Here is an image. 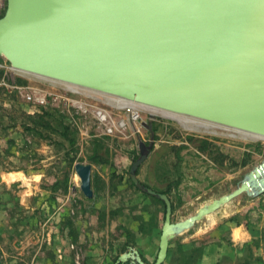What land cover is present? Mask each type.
<instances>
[{
	"label": "rangeland",
	"instance_id": "1",
	"mask_svg": "<svg viewBox=\"0 0 264 264\" xmlns=\"http://www.w3.org/2000/svg\"><path fill=\"white\" fill-rule=\"evenodd\" d=\"M5 9L6 0H0V17ZM26 93L47 102L28 100ZM106 96L14 69L0 55V264H114L132 250L145 263L154 262L138 245L151 206L130 181L140 142L153 143L137 169L140 184L160 191L177 182L169 192L173 222L243 184L234 199L243 214L262 216L264 138L187 115L180 122L141 104L138 121L106 134L94 119V106L126 117ZM95 153L108 164L92 160ZM76 163L90 164V198L80 188ZM256 169L259 175L250 180ZM159 210L163 222L162 203ZM208 216L191 231L207 228Z\"/></svg>",
	"mask_w": 264,
	"mask_h": 264
},
{
	"label": "water",
	"instance_id": "2",
	"mask_svg": "<svg viewBox=\"0 0 264 264\" xmlns=\"http://www.w3.org/2000/svg\"><path fill=\"white\" fill-rule=\"evenodd\" d=\"M0 55L20 71L264 136V0H6ZM152 147L139 143L134 184ZM74 168L91 197L90 164ZM245 187L172 222L170 198L140 185L165 208L151 264L163 263L177 232ZM128 258L147 264L136 250L114 264Z\"/></svg>",
	"mask_w": 264,
	"mask_h": 264
},
{
	"label": "crops",
	"instance_id": "3",
	"mask_svg": "<svg viewBox=\"0 0 264 264\" xmlns=\"http://www.w3.org/2000/svg\"><path fill=\"white\" fill-rule=\"evenodd\" d=\"M211 164L218 168L213 162ZM144 199L150 204L151 213L149 218L142 219L143 228L138 245L144 249L141 251L144 257L149 259L156 258L163 222L159 219L160 201L148 195H144ZM218 210V214H215L216 210L214 214H207V228L191 231L192 224L177 232L169 240L162 264H264V211L261 217L251 218L249 213L243 214V208L234 198ZM146 226L147 229L143 231ZM202 237L206 238L204 242L199 241Z\"/></svg>",
	"mask_w": 264,
	"mask_h": 264
},
{
	"label": "built area",
	"instance_id": "4",
	"mask_svg": "<svg viewBox=\"0 0 264 264\" xmlns=\"http://www.w3.org/2000/svg\"><path fill=\"white\" fill-rule=\"evenodd\" d=\"M69 85L76 87L71 84ZM71 89H74V88H71ZM24 95L28 100L33 99L41 104H45L47 102L45 96H42V95L38 97L35 96L34 94H28V93ZM106 95H108L106 97L112 98V100L110 101L112 103L110 104H114L113 106L116 109H118L119 111L120 110L124 111V113L126 114V117H122V116L120 117V116L114 115V113L105 106H100V105L94 106L93 107L94 119L96 123L98 124V126H100L106 134H114L116 132H123L124 130H126L129 123L136 122L140 119L141 117L140 103L135 102V101H129L127 99L118 98V96L117 97L109 96L110 94H106Z\"/></svg>",
	"mask_w": 264,
	"mask_h": 264
},
{
	"label": "trees",
	"instance_id": "5",
	"mask_svg": "<svg viewBox=\"0 0 264 264\" xmlns=\"http://www.w3.org/2000/svg\"><path fill=\"white\" fill-rule=\"evenodd\" d=\"M67 137V136H66ZM69 139V142L71 143V140H70V138H68ZM198 150H202V144H198V145H196L195 146ZM152 149H153V147H152ZM91 159L92 160H95V161H97V162H99V163H102V164H108V160L106 159V158H104L103 156H101V155H99V154H97V153H95V154H93V156L91 157ZM130 181H131V184H132V186H134V187H136L139 191H141L144 195H148V196H151V195H149L147 192H145L144 190H142L141 188H140V185H142V184H140V182H138V184H134L133 182H132V180L130 179ZM173 182V181H172ZM169 182L168 183V185H167V187H166V189L165 190H155V191H157V192H161V193H164V194H166L168 197H169V192L171 191V189H172V187H173V184H177V182ZM145 186H147V185H145ZM149 187V186H148ZM153 198H155V199H157V200H159L158 198H156V197H154V196H152ZM170 198V197H169ZM160 201V203H162L163 204V202L161 201V200H159ZM164 205V204H163ZM171 205H172V209H173V203H172V201H171ZM164 211H165V208H164ZM124 264H129V262L127 261V262H125Z\"/></svg>",
	"mask_w": 264,
	"mask_h": 264
},
{
	"label": "bare ground",
	"instance_id": "6",
	"mask_svg": "<svg viewBox=\"0 0 264 264\" xmlns=\"http://www.w3.org/2000/svg\"><path fill=\"white\" fill-rule=\"evenodd\" d=\"M69 84H71V83H69ZM71 85H74V84H71ZM74 86H77V85H74ZM99 92V91H98ZM101 93H103V92H101ZM104 94V93H103ZM105 94H107V93H105ZM111 95V94H110ZM113 96H115V95H113ZM117 97V96H116ZM118 98H121V97H118ZM122 99H124V98H122ZM129 101H132V100H129ZM142 106H145V107H147V108H150L151 110H153L154 112H159V113H162L163 115H165V116H170V117H173V118H176L177 120H179L180 122H183L184 121V118H183V114H179V113H175V112H171V111H168V110H165V109H160V108H157V107H153V106H150V105H146V104H141ZM186 116V115H185ZM189 117V116H188ZM192 118H195V117H192ZM195 119H198V118H195ZM202 120V119H201ZM204 121H207V120H204ZM207 122H209V123H213V124H218V123H215V122H211V121H207ZM198 125V124H197ZM200 125V124H199ZM218 125H220V124H218ZM221 126H223V125H221ZM225 127H227V126H225ZM231 128V127H230ZM236 130V129H235ZM243 132V131H242ZM247 133V132H246ZM251 134V133H250ZM253 134V133H252ZM254 135H256V136H258V137H262V138H264V136H261V135H257V134H254ZM13 177V175L12 174H9V175H7V178H12ZM9 179V180H10Z\"/></svg>",
	"mask_w": 264,
	"mask_h": 264
},
{
	"label": "clouds",
	"instance_id": "7",
	"mask_svg": "<svg viewBox=\"0 0 264 264\" xmlns=\"http://www.w3.org/2000/svg\"><path fill=\"white\" fill-rule=\"evenodd\" d=\"M35 179H36V180H39V179H40V177H39V176H36V177H35Z\"/></svg>",
	"mask_w": 264,
	"mask_h": 264
}]
</instances>
